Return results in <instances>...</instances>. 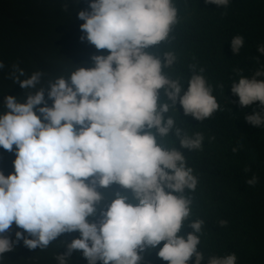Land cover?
Instances as JSON below:
<instances>
[{
	"label": "clouds",
	"instance_id": "9594fccd",
	"mask_svg": "<svg viewBox=\"0 0 264 264\" xmlns=\"http://www.w3.org/2000/svg\"><path fill=\"white\" fill-rule=\"evenodd\" d=\"M177 13L173 0H89L77 14L83 21L80 39L107 50V55H93L94 66L79 67L68 79L57 77L47 89L37 88L42 71L20 79L25 71L13 66L14 82L36 91L25 102L7 95L0 114V147L15 152L14 171L7 176L0 171V233L9 232L13 224L19 229L15 238L0 236V254L21 241L29 249L43 250L71 233L67 251L57 256L60 264L79 250L88 264H147L156 256L168 264H188L194 255L195 264H201L199 237L179 235L191 200L177 195L185 188L194 191L197 177L182 152L162 147L152 131L166 136L175 124L164 116L169 105L158 102L162 88L173 106L182 105L178 113L186 118L203 120L220 108L203 68L190 77L181 96L180 83L164 66L173 64L175 53L166 52L162 64L145 51L169 38L173 25L177 28ZM243 44L241 35L234 36L232 51L239 53ZM258 50L264 54V46ZM4 67L0 61V69ZM231 91L242 106L256 101V109L259 102L264 106V80L241 76ZM246 119L264 124L260 112ZM175 135L181 136L180 128ZM203 139L202 133L195 139L185 134L180 142L200 149ZM114 183L132 199L117 191L106 206L105 188ZM248 183L255 185L256 177ZM203 223L192 222L194 232H200ZM77 231L80 237L74 238ZM236 261L232 253L213 257L208 264Z\"/></svg>",
	"mask_w": 264,
	"mask_h": 264
},
{
	"label": "trees",
	"instance_id": "16d2710c",
	"mask_svg": "<svg viewBox=\"0 0 264 264\" xmlns=\"http://www.w3.org/2000/svg\"><path fill=\"white\" fill-rule=\"evenodd\" d=\"M197 1L191 0L190 4ZM87 3L86 0H0V61L5 64L0 69V114L5 111L3 101L7 95L25 102L27 95L36 91L22 89L14 82L11 75L14 65L25 71L20 79L42 71L37 88L47 89L49 81L61 76L68 79L79 67L94 66L93 55L108 52L80 39L79 26L83 21L77 14ZM215 8L202 12L188 7L187 12L180 13H188L184 21H178L176 29L173 25L169 38L162 44L164 52L170 50L176 55L170 71L184 82L182 90L188 89L185 82L203 68L208 81L216 80L223 108L210 128H202L190 122L198 120L177 113L171 116L175 124L168 135L154 133L162 147L183 148L186 166L197 177L194 191L185 188L177 195L191 200L190 214L196 219L186 218L179 235L185 239L189 233L199 237L197 251L203 255L201 264L232 253L237 257L236 264H264V124L257 131H247L253 134L248 135L239 118V108L244 107L238 95L231 91L233 82L238 83L241 76L264 80V54L258 50L264 46V0H229L228 6ZM76 24L78 27L73 29ZM175 32L179 34L172 35ZM236 35L244 38L239 53H234L231 47ZM145 51L149 52V48ZM258 71L260 76H256ZM48 104L51 106L52 101ZM256 110L264 116L260 102ZM213 126H216L214 131ZM176 128L181 129L180 137L175 135ZM189 130L187 136L191 139H195L196 132H202L200 149L181 145L182 136ZM14 159V151L10 153L0 147V171L6 176L14 171ZM253 176L256 183L250 185L248 181ZM197 220L204 221L198 233L191 227ZM222 220L227 224L222 225ZM17 230L13 224L9 232L0 236L15 238ZM70 234H62L43 250L29 249L21 241L12 251L0 254V264H60L57 256L67 251ZM158 258L149 259L147 264H156ZM66 259L67 264H78L80 260H72L73 254ZM159 259V264H168ZM188 264H195V260Z\"/></svg>",
	"mask_w": 264,
	"mask_h": 264
},
{
	"label": "bare ground",
	"instance_id": "6f19581e",
	"mask_svg": "<svg viewBox=\"0 0 264 264\" xmlns=\"http://www.w3.org/2000/svg\"><path fill=\"white\" fill-rule=\"evenodd\" d=\"M86 1L89 3V0H86ZM190 1L191 0H173V4H174V6H176L177 10L180 8V10L177 13V21H181V20L184 21V19L186 18V16H187L188 13H186V15H180V13L187 12L188 11L187 8L190 7V6L193 7L194 11H202V12H206L208 10V8L216 9L215 8L216 4L206 3L205 1L198 0L194 5H191L190 4ZM88 3H87L86 8L88 7ZM78 24H76L73 27V29H75L76 27H78ZM177 34H179V33L178 32H175L174 34L172 33V35H177ZM163 48H164V43L162 44V42H160L157 45H154V46L149 47V53L152 54V55H154V56H156V57L161 58L162 64H163V60H164V54L166 52H170V50L164 52V49ZM103 54L107 55L108 52H105ZM175 63L176 62L174 61L172 65H170V66L164 65V66L170 68ZM202 75L205 77L206 82L208 83V85L211 86V88H212V94L216 97L217 102L220 105V108L217 111L213 112V114L210 117H207V118H205L203 120L190 121V122L191 123H197L202 128H205V127L210 128L211 125H212V123L216 120V118L220 114V109L223 108V103H222L221 98L219 97L220 89L218 88V85L216 83V80L215 81H208L209 78L206 75H204L203 73H202ZM175 80L178 81L180 83V85L182 83H184V82H180L179 81L180 80L179 78L178 79L175 78ZM188 82L189 81H187L185 83H188ZM184 92H186V91L182 90L180 95L182 96L184 94ZM158 102H160V104L167 103L169 105V111L167 113H164L165 119H167L168 117H171L173 114H177L178 111L183 108L182 105L179 102H177V104L175 106L172 105V102L168 98V96H167L164 88H162V92L160 93V98H159V101ZM256 103H257V101L254 102L251 105H248V106H241V107H244V108H239V110H240L239 111V118H240V120L242 122L241 123V126L244 128V130L246 131V133L248 135H253V134H251L249 132L257 131L259 129V127L261 126V125L260 126L253 125L250 122H248L247 119H246V117L248 115H250L249 112H251L252 114L254 112H256V107H255L256 106ZM247 110H248V112H247ZM215 129H216V126H213L212 131H214ZM152 131L155 132L156 129H152ZM247 131H249V132H247ZM196 133H202V132H196ZM185 134L189 135L190 134V130L188 132H186ZM183 136H182V138H183ZM160 145L162 146L163 144H160ZM171 149H173V147H171ZM175 149L183 152V148H175ZM105 189H106V192H105V195H104L103 204L106 205V206H108V204H110L111 200L115 198V194H116L117 191H119L121 195L128 196L130 200L132 199V196L127 194V189L122 188L118 184H115L114 183V184L108 186ZM187 218L188 219H194V220L196 219L195 217H193V214H190ZM89 219H95V218L90 217ZM79 237H80V233L78 231L75 232L74 238H79ZM72 254H73V260H74V258L76 260L78 257L81 256V260L79 261L78 264H88L87 258H85L83 256V253H81L80 250L79 251H73ZM142 255L144 257V254H142ZM217 257H220V256H217ZM193 260H195V255L191 258L190 261H193ZM97 264H102V262L101 261H97Z\"/></svg>",
	"mask_w": 264,
	"mask_h": 264
}]
</instances>
